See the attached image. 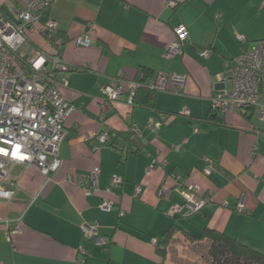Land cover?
I'll return each mask as SVG.
<instances>
[{"label":"crops","instance_id":"obj_1","mask_svg":"<svg viewBox=\"0 0 264 264\" xmlns=\"http://www.w3.org/2000/svg\"><path fill=\"white\" fill-rule=\"evenodd\" d=\"M45 17L57 23L60 55L72 68L62 94L74 110L64 124L57 171L46 178L35 167L16 165L3 185L15 191L0 199V264H75L79 258L80 264H158L157 242L173 224L180 230L164 264H201L205 258L212 264L208 231L264 254V117L257 109L212 117L211 109L212 94L231 89L228 76L221 79L226 64L264 38V0H54ZM91 22V44L75 45ZM180 24L187 26V41L181 53L166 57ZM27 41L32 51H51L36 31ZM204 49L207 57L199 54ZM141 69L151 73L147 84L173 73L185 74V82L156 89L151 108L131 105L128 84ZM117 78L123 96L103 99L99 87ZM132 124L136 146L119 138L112 147L109 138L96 136L126 133ZM204 159L212 165L208 173ZM94 166L100 168L99 188L86 195L82 180ZM114 175L122 181L111 186ZM189 184L198 185L203 208L168 215L171 205L184 202L180 190ZM241 195L244 211L237 212ZM103 199L113 203L108 212L99 208ZM17 222L19 232L7 236ZM93 223L107 238L104 245L85 236L83 226ZM201 234L200 240L186 237Z\"/></svg>","mask_w":264,"mask_h":264},{"label":"built area","instance_id":"obj_2","mask_svg":"<svg viewBox=\"0 0 264 264\" xmlns=\"http://www.w3.org/2000/svg\"><path fill=\"white\" fill-rule=\"evenodd\" d=\"M54 0H0V199H11L15 190L4 189L3 185L11 182L13 167H35L48 178L51 172L60 166L59 145L65 135L64 124L74 110L63 96L62 89L67 86L66 75L72 69L60 55L62 41L58 38L57 23L45 17ZM172 5V2H169ZM45 17V19H43ZM36 31L51 46V51L36 48L31 56H26L20 48L29 36ZM95 32L94 24L89 23L87 32L74 38L77 46H89ZM175 39L166 50V57H173L182 52L187 41V26L180 24L174 28ZM239 43H245V37L236 33ZM210 51L201 50L199 54L207 57ZM231 82L230 90H219L211 96V109L216 113H246L257 109L264 117V100L261 90L264 87V38L255 41L250 47H242L241 53L233 59V64H226L225 75ZM185 74L173 73L156 75L149 83L151 88L168 90L181 86ZM140 84L132 81L128 84L127 103L133 104V97ZM99 91L103 99L115 101L124 94L121 78L101 85ZM181 114H187L182 109ZM159 123H149L152 129H159ZM130 130L135 137L136 125ZM98 140L107 141L108 133L96 135ZM256 148L253 147V153ZM204 172L208 173L212 165L208 159ZM152 165L146 168L149 172ZM100 168L94 166L87 180L85 194L91 195L98 190ZM177 178V177H176ZM122 177L114 175L110 185L121 183ZM17 187V184H15ZM139 187H136L138 193ZM196 184L185 185L180 190L184 197L182 204L171 205L167 214L189 215L200 211L205 201L200 198ZM162 187L159 194H164ZM99 208L108 212L113 208L110 200L103 199ZM237 212L244 211V195H241L234 206ZM123 215V212L119 213ZM20 230L19 223L7 232V236ZM85 236L94 237L96 243L104 245L107 238L98 235V224L83 226ZM81 252L83 249H80ZM79 258L75 264H80ZM9 264V263H2Z\"/></svg>","mask_w":264,"mask_h":264},{"label":"trees","instance_id":"obj_3","mask_svg":"<svg viewBox=\"0 0 264 264\" xmlns=\"http://www.w3.org/2000/svg\"><path fill=\"white\" fill-rule=\"evenodd\" d=\"M47 13V12H46ZM45 13V15H46ZM151 73L146 69H141L138 71L136 76V82L140 84L137 88L135 95L133 97V105H139L146 108H151L154 106L156 89L151 88L149 84L146 83L147 76ZM252 110V108L250 109ZM216 115L212 117H218V113L213 112ZM121 138L128 144V147H132L133 144L137 145V139L133 137L131 130L126 133L119 132L115 135H110L109 140L111 141L112 147L118 139ZM180 229L176 225L169 226L163 233V239L157 242V253L160 258L158 264H164L166 256V248L173 239L174 234ZM209 235L214 238V246L211 249L212 264H264V254L245 246L240 245L234 239L225 237L223 235H218L216 232L208 231ZM215 237H214V236ZM189 240H200L203 237L201 234L198 237L186 236Z\"/></svg>","mask_w":264,"mask_h":264},{"label":"rangeland","instance_id":"obj_4","mask_svg":"<svg viewBox=\"0 0 264 264\" xmlns=\"http://www.w3.org/2000/svg\"><path fill=\"white\" fill-rule=\"evenodd\" d=\"M20 51L21 52H23L27 57L28 56H31L33 53V51H32V45L27 41L26 43H24L23 45H22V47L20 48ZM195 250H197V249H192V251L191 252H195ZM208 259V258H207ZM206 258L204 259V262H202L201 264H205L206 263V260H207ZM207 262H208V260H207ZM191 263L193 264V261H191ZM196 263V262H195ZM200 264V263H199ZM207 264V263H206Z\"/></svg>","mask_w":264,"mask_h":264},{"label":"snow or ice","instance_id":"obj_5","mask_svg":"<svg viewBox=\"0 0 264 264\" xmlns=\"http://www.w3.org/2000/svg\"><path fill=\"white\" fill-rule=\"evenodd\" d=\"M0 151H4V149H0Z\"/></svg>","mask_w":264,"mask_h":264}]
</instances>
